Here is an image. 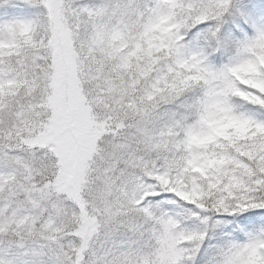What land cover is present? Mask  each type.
<instances>
[{
  "label": "snow or ice",
  "instance_id": "1",
  "mask_svg": "<svg viewBox=\"0 0 264 264\" xmlns=\"http://www.w3.org/2000/svg\"><path fill=\"white\" fill-rule=\"evenodd\" d=\"M0 264H264V0H0Z\"/></svg>",
  "mask_w": 264,
  "mask_h": 264
}]
</instances>
